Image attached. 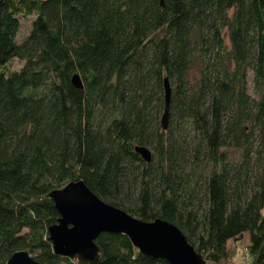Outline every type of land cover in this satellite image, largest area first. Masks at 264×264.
<instances>
[{
    "label": "trees",
    "instance_id": "obj_1",
    "mask_svg": "<svg viewBox=\"0 0 264 264\" xmlns=\"http://www.w3.org/2000/svg\"><path fill=\"white\" fill-rule=\"evenodd\" d=\"M77 181L206 264L245 235L264 264V0H0V264H81L48 233L50 193ZM95 243L94 264H169L124 234Z\"/></svg>",
    "mask_w": 264,
    "mask_h": 264
},
{
    "label": "water",
    "instance_id": "obj_2",
    "mask_svg": "<svg viewBox=\"0 0 264 264\" xmlns=\"http://www.w3.org/2000/svg\"><path fill=\"white\" fill-rule=\"evenodd\" d=\"M77 88H82L80 78H72ZM165 111L162 128L167 129L171 88L165 79ZM136 152L146 161L151 152L137 147ZM50 197L55 204L59 219L49 227V240L55 254L77 259L81 264H94L100 259L95 243L104 232L126 235L133 246L145 256L167 261L169 264H206L203 256L188 242L175 225L157 219L141 221L129 213L113 207L97 197L83 181L70 182L61 189L53 190ZM7 264H41L27 251L11 256Z\"/></svg>",
    "mask_w": 264,
    "mask_h": 264
},
{
    "label": "rangeland",
    "instance_id": "obj_3",
    "mask_svg": "<svg viewBox=\"0 0 264 264\" xmlns=\"http://www.w3.org/2000/svg\"><path fill=\"white\" fill-rule=\"evenodd\" d=\"M23 30L21 31V36L25 35L28 25L30 23L29 19L23 20ZM19 64L15 62L13 64L14 68H17ZM252 93V91H251ZM248 246V236L245 235L244 239L238 242L229 243V253L231 254V262L229 264H252L251 257L249 256L246 247ZM212 264V263H207Z\"/></svg>",
    "mask_w": 264,
    "mask_h": 264
}]
</instances>
